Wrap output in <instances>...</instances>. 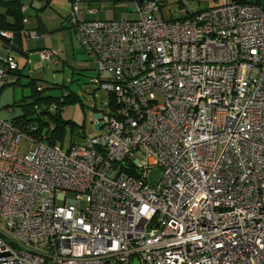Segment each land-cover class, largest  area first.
Masks as SVG:
<instances>
[{"label":"built area","instance_id":"2783aa9c","mask_svg":"<svg viewBox=\"0 0 264 264\" xmlns=\"http://www.w3.org/2000/svg\"><path fill=\"white\" fill-rule=\"evenodd\" d=\"M73 1L114 108L66 151L0 119V264H264V0H179L168 20L157 0H122L132 20ZM16 39L0 31V92Z\"/></svg>","mask_w":264,"mask_h":264},{"label":"rangeland","instance_id":"374dc122","mask_svg":"<svg viewBox=\"0 0 264 264\" xmlns=\"http://www.w3.org/2000/svg\"><path fill=\"white\" fill-rule=\"evenodd\" d=\"M162 2V11L166 20L172 19L174 11L179 5V0H157ZM223 0H203L202 8H212ZM73 3L70 0H54L56 9L47 12L48 19L64 18L73 12ZM37 4V3H36ZM84 7L96 8L98 15L96 19H136L135 10L128 4L114 5L108 0H91L90 5ZM131 8V9H130ZM116 10V11H115ZM32 10L31 12H33ZM52 11V12H51ZM161 14V12H158ZM116 15V16H114ZM51 26L59 27L56 33H48L46 35V43L51 48L61 53V57L57 65H51L49 68H36L41 63L39 51H34L36 45L32 40H24L25 47L30 49V54L23 55L18 51H14V55L19 61L22 76L19 77V83L4 87L0 92V119L11 121L17 116L25 114V107L20 104L34 106L35 112H39L40 108L35 105L36 94L32 86V79L36 80L38 87H43L44 96H54L56 98L63 97L65 94H76L78 101L76 104L66 106L67 109L65 119L71 120L76 124L73 129L69 124L66 125L64 150L66 151L71 141L78 143L83 141L82 137L98 136L103 132L96 126V120L101 118L102 112L107 104H109V93L101 90L100 86L93 83V78L97 77V66L91 61L86 53H84L81 43H79L73 30L64 29L59 22H51ZM28 56V57H27ZM32 104V105H31ZM36 106V107H35ZM36 108V109H35ZM37 113H28V118H36ZM37 123V122H36ZM60 145V144H59ZM163 172L159 168H153L149 173V182L157 183L162 178Z\"/></svg>","mask_w":264,"mask_h":264},{"label":"trees","instance_id":"16d2710c","mask_svg":"<svg viewBox=\"0 0 264 264\" xmlns=\"http://www.w3.org/2000/svg\"><path fill=\"white\" fill-rule=\"evenodd\" d=\"M115 5H119L122 0H113ZM26 2H32V0H0V31H14L17 34L16 46L17 50L23 51L21 43L24 39L23 31L26 29V25L23 21L24 14H22L23 4ZM30 16V13H29ZM24 54V51L22 52ZM19 77L22 76V72L19 68ZM96 77L93 78V80ZM19 83V82H18ZM94 83V82H93ZM36 80L32 79V86L34 88V93L36 94L35 105L40 108L39 112H35L34 106L32 109L29 108L30 105L20 104L19 106L25 107L26 112L10 122L16 127L18 126L20 130L30 134L37 141H44L47 145L54 146L60 144L64 147L65 144V133L67 131L66 125L69 124L71 128H74L76 124L71 120L65 119L67 109L66 106L70 104H76L78 97L76 94H65L61 98H56L54 96H44L43 87L37 86ZM100 86V85H99ZM115 102H113V96L109 97V104L107 107L114 108ZM32 105V104H31ZM35 106V107H36ZM54 107V110L52 108ZM36 109V108H35ZM52 110V111H51ZM101 110V112H103ZM37 113L36 118H28V113ZM37 122V123H36ZM87 137L83 136L82 139L85 140ZM81 142V141H80ZM75 144L71 141V145Z\"/></svg>","mask_w":264,"mask_h":264},{"label":"crops","instance_id":"0c3cea01","mask_svg":"<svg viewBox=\"0 0 264 264\" xmlns=\"http://www.w3.org/2000/svg\"><path fill=\"white\" fill-rule=\"evenodd\" d=\"M70 1L72 2V0H70ZM90 1L91 0H87L86 2H84L82 4V7L86 9L87 7H84V6L90 5ZM108 1H111L112 4L115 5L113 0H108ZM119 5L121 6V4H119ZM119 5H117V6H119ZM50 9H52V10L56 9L54 6V0H47V2L45 4H42V3L35 4L34 11L30 13V23L28 24L27 27L29 29L37 31L40 34V38L38 40H36V41L32 40L34 42V44L36 45V49L34 51H39V50L45 49V48H47V49L51 48V45L50 44L48 45L46 43L45 37H46V35H48V33H56V31H58V28H59V27L55 28L54 26H51V22H53V21L59 22L61 24V26H63L65 24L64 29L71 30L70 25H69V19H68V17L70 16V13L68 15H66L64 18L59 17V18H56L55 20H51V19L49 20L48 16H47V12L50 11ZM97 15L98 14H96V16ZM114 16H116V15H114ZM92 19L96 20V17L93 16ZM97 19H99V18H97ZM114 19H116V18H114ZM25 39L28 41L31 40V39L26 38V37H24V39L22 40V43L20 46H22L24 54L22 53L23 51H19V50H16V51H18L20 54L29 56L30 49L25 47V45H24ZM37 67L38 66H35L34 70H36ZM19 68H20V65H19Z\"/></svg>","mask_w":264,"mask_h":264},{"label":"water","instance_id":"95a60500","mask_svg":"<svg viewBox=\"0 0 264 264\" xmlns=\"http://www.w3.org/2000/svg\"><path fill=\"white\" fill-rule=\"evenodd\" d=\"M16 50H17V47H16Z\"/></svg>","mask_w":264,"mask_h":264}]
</instances>
